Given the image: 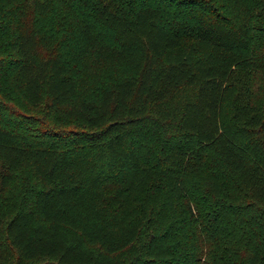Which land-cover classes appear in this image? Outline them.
Listing matches in <instances>:
<instances>
[{
  "label": "trees",
  "instance_id": "obj_1",
  "mask_svg": "<svg viewBox=\"0 0 264 264\" xmlns=\"http://www.w3.org/2000/svg\"><path fill=\"white\" fill-rule=\"evenodd\" d=\"M0 264H264V0H0Z\"/></svg>",
  "mask_w": 264,
  "mask_h": 264
},
{
  "label": "rangeland",
  "instance_id": "obj_2",
  "mask_svg": "<svg viewBox=\"0 0 264 264\" xmlns=\"http://www.w3.org/2000/svg\"><path fill=\"white\" fill-rule=\"evenodd\" d=\"M121 75H122L121 73L116 72V71L115 72H110V73H108L107 78H115V77H118V76H121ZM99 84L100 83H99V81L97 79L91 80L89 90L91 91L93 89H96L97 85H99ZM89 90H88V92H89ZM82 96H84V94H81V97ZM25 111H28V110H25Z\"/></svg>",
  "mask_w": 264,
  "mask_h": 264
}]
</instances>
